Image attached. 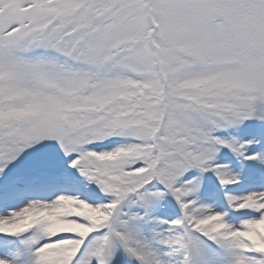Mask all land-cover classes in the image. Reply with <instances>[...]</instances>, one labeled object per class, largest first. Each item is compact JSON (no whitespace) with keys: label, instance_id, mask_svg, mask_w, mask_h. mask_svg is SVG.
I'll return each instance as SVG.
<instances>
[{"label":"snow or ice","instance_id":"6c2138e0","mask_svg":"<svg viewBox=\"0 0 264 264\" xmlns=\"http://www.w3.org/2000/svg\"><path fill=\"white\" fill-rule=\"evenodd\" d=\"M0 264H264V0H0Z\"/></svg>","mask_w":264,"mask_h":264}]
</instances>
